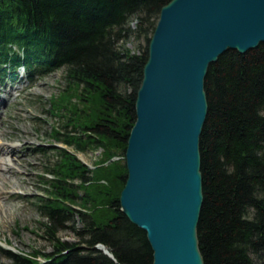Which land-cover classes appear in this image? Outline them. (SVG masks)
Instances as JSON below:
<instances>
[{"label": "trees", "instance_id": "16d2710c", "mask_svg": "<svg viewBox=\"0 0 264 264\" xmlns=\"http://www.w3.org/2000/svg\"><path fill=\"white\" fill-rule=\"evenodd\" d=\"M169 1L0 0V63L64 70L63 86L46 109L60 120L62 130L54 126L49 137L62 147L37 149L45 159L37 174L41 193L32 198L53 250L0 247L11 264L152 263L146 233L121 212L119 194L148 43ZM204 90L197 223L203 263L264 264V42L219 55L208 66ZM100 147L91 166L77 156ZM64 230L76 240L61 239Z\"/></svg>", "mask_w": 264, "mask_h": 264}, {"label": "water", "instance_id": "95a60500", "mask_svg": "<svg viewBox=\"0 0 264 264\" xmlns=\"http://www.w3.org/2000/svg\"><path fill=\"white\" fill-rule=\"evenodd\" d=\"M264 42V0H170L150 37L124 151L121 212L143 229L151 264H204L199 140L210 63ZM112 257L102 244L96 245Z\"/></svg>", "mask_w": 264, "mask_h": 264}, {"label": "rangeland", "instance_id": "374dc122", "mask_svg": "<svg viewBox=\"0 0 264 264\" xmlns=\"http://www.w3.org/2000/svg\"><path fill=\"white\" fill-rule=\"evenodd\" d=\"M135 50V42L127 44ZM63 69L58 68L36 85L23 88L12 84L0 90V137L15 146L11 153L14 168L4 170L5 181L0 184V246L14 252L31 253L34 250L51 252L53 247L40 230L43 219L32 202L38 190V173L45 157L37 149L54 143L49 131L61 127L56 115L46 112L48 100L63 86ZM10 92L16 96H10ZM62 130V127H61ZM103 149H89L77 152V156L88 165L99 159ZM61 239L75 241V235L68 230L60 231ZM43 259L42 256H37ZM0 264H11L8 258L0 256Z\"/></svg>", "mask_w": 264, "mask_h": 264}, {"label": "bare ground", "instance_id": "6f19581e", "mask_svg": "<svg viewBox=\"0 0 264 264\" xmlns=\"http://www.w3.org/2000/svg\"><path fill=\"white\" fill-rule=\"evenodd\" d=\"M15 151V146L13 143L2 140L0 137V184H2L3 181H5L6 176L3 175V172L6 170L13 169L14 162L11 158V153Z\"/></svg>", "mask_w": 264, "mask_h": 264}]
</instances>
